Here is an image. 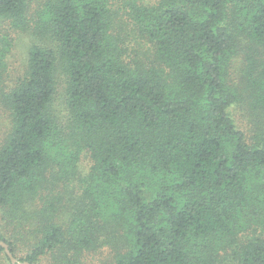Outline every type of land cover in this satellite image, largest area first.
Masks as SVG:
<instances>
[{
    "label": "trees",
    "instance_id": "trees-1",
    "mask_svg": "<svg viewBox=\"0 0 264 264\" xmlns=\"http://www.w3.org/2000/svg\"><path fill=\"white\" fill-rule=\"evenodd\" d=\"M0 21L19 260L264 264V0H0ZM14 32L36 41L12 76Z\"/></svg>",
    "mask_w": 264,
    "mask_h": 264
},
{
    "label": "rangeland",
    "instance_id": "rangeland-1",
    "mask_svg": "<svg viewBox=\"0 0 264 264\" xmlns=\"http://www.w3.org/2000/svg\"><path fill=\"white\" fill-rule=\"evenodd\" d=\"M36 5L33 6V11L35 10ZM0 27L7 26L8 21H0ZM14 35V42H16L13 52L10 56L9 61L11 62V67H13V71L11 72L12 76L17 75L21 71H23L24 67V60L27 54V47L29 44L33 43L36 39L32 37L31 33L26 32H20L17 34V32L13 33ZM235 70L234 68H231V72L233 76H235V72L232 71ZM65 95H66V77L63 74L61 68L57 71V84H56V95L55 100L53 103V110L56 112L58 116V120L60 123H64L67 118V111L65 110ZM239 111L240 108H239ZM240 115V114H239ZM242 123H246V118H243L241 116ZM10 117L8 114L7 109L0 104V146L4 143L6 137L8 136V133L10 131ZM80 164V163H79ZM90 163L89 160L86 158L81 160V164L79 165V169L83 174H86L89 170ZM19 255H22L20 251H18Z\"/></svg>",
    "mask_w": 264,
    "mask_h": 264
},
{
    "label": "water",
    "instance_id": "water-1",
    "mask_svg": "<svg viewBox=\"0 0 264 264\" xmlns=\"http://www.w3.org/2000/svg\"><path fill=\"white\" fill-rule=\"evenodd\" d=\"M0 244L5 248V252L8 253L7 255L9 256L12 264H31L29 261H21L19 260L14 253H12L8 243L5 241L0 240Z\"/></svg>",
    "mask_w": 264,
    "mask_h": 264
}]
</instances>
